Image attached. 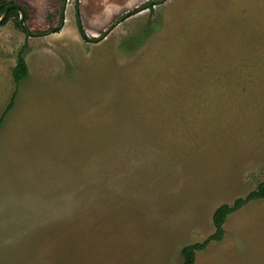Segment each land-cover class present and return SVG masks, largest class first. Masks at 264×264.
Returning <instances> with one entry per match:
<instances>
[{"label":"rangeland","instance_id":"obj_1","mask_svg":"<svg viewBox=\"0 0 264 264\" xmlns=\"http://www.w3.org/2000/svg\"><path fill=\"white\" fill-rule=\"evenodd\" d=\"M11 1L33 36L0 25V264H183L264 181V0H166L101 40L153 0ZM223 229L195 264H264V200Z\"/></svg>","mask_w":264,"mask_h":264},{"label":"trees","instance_id":"obj_2","mask_svg":"<svg viewBox=\"0 0 264 264\" xmlns=\"http://www.w3.org/2000/svg\"><path fill=\"white\" fill-rule=\"evenodd\" d=\"M10 6L23 9L25 13L24 21H27L29 17L28 11L24 7L20 6L19 4L11 0H0V18L2 17L3 13L7 10V8ZM10 19L15 20L17 23V26L21 28L20 22H19L20 13L17 9H12L11 11H9V13L6 16V19L1 23V26L5 25ZM39 35H43V33ZM23 50L24 49L20 50L18 54L17 64L12 70V76H13L16 89H18L21 82L28 76V73H29L27 62L23 56L24 55ZM16 94H17V91L14 92L10 103L8 104L4 113L2 114L0 118V126L2 125L6 115L13 109L14 104H15ZM259 200H264V181L260 182L256 186V188L253 191L249 192L244 198L236 199L232 205L224 204V205L219 206L215 210L213 214V218H212L213 224L215 227V233L212 234L211 237H209L203 243H197V244L189 245L183 248L182 250L183 264H195L196 254L199 251L206 249V247L211 242L221 241L223 234H224L223 226H224V223L226 222L227 217L239 211L241 208L246 206L248 203L253 202V201H259Z\"/></svg>","mask_w":264,"mask_h":264},{"label":"water","instance_id":"obj_3","mask_svg":"<svg viewBox=\"0 0 264 264\" xmlns=\"http://www.w3.org/2000/svg\"><path fill=\"white\" fill-rule=\"evenodd\" d=\"M166 0H153V1H150L148 2L147 4L139 7V8H136L130 12H127L126 14H124L123 16H121L104 34L103 36H101V38H99V40L103 39L113 28H115L120 22H122L123 20H125L126 18H128L129 16L133 15V14H136V13H139L140 11H143L151 6H154L156 4H160L162 2H165ZM66 2L67 0H64L63 2V9H62V15H63V18H64V13H65V5H66ZM12 9H17L20 13V19H19V22H20V26L22 29H24L26 31V33L29 35V36H32V33L29 31V29L27 28L26 24H25V21H24V18H25V13L23 11V9L21 8H18V7H14V6H10L7 8V10L3 13L2 17L0 18V25L1 23L6 19V16L7 14L9 13V11H11ZM79 13V12H78ZM78 24H79V29H80V32H81V35L82 37L85 39V40H91L87 37V35L85 34L82 26H81V21H80V18H79V14H78ZM61 26L57 27V28H54L53 31L54 32H57L59 29H60ZM99 40H96V41H99Z\"/></svg>","mask_w":264,"mask_h":264},{"label":"flooded vegetation","instance_id":"obj_4","mask_svg":"<svg viewBox=\"0 0 264 264\" xmlns=\"http://www.w3.org/2000/svg\"><path fill=\"white\" fill-rule=\"evenodd\" d=\"M33 36V35H32Z\"/></svg>","mask_w":264,"mask_h":264}]
</instances>
